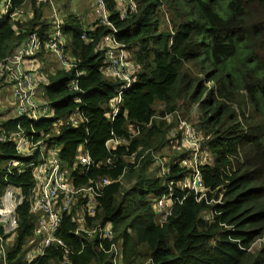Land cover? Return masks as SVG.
Returning a JSON list of instances; mask_svg holds the SVG:
<instances>
[{
	"label": "trees",
	"instance_id": "16d2710c",
	"mask_svg": "<svg viewBox=\"0 0 264 264\" xmlns=\"http://www.w3.org/2000/svg\"><path fill=\"white\" fill-rule=\"evenodd\" d=\"M12 1L20 6L27 0ZM135 2L137 12L122 19L123 7L107 0L110 20L119 31L117 39L139 66L115 123L106 114L121 84L103 73L106 53L98 49L111 28L93 22L86 29L79 17L70 14L63 31L77 67L52 75L45 53L37 54L38 74L49 81L46 93L56 116L35 127L47 133L60 127L49 141L62 146V160L72 167L80 145L96 162L105 160L106 143L113 135L127 133L129 123L143 127V132L117 151L121 156L150 149L160 153L170 122L156 117L182 111L181 118L203 134L201 153L213 163L200 167L208 200L222 205L198 202L194 194L183 191L181 184L192 171L182 161L192 151H186L183 142L174 147L169 133L168 143L177 156H163L165 176L151 157L138 169L128 170L120 183L116 181L124 167L133 166L130 160H121L112 172L89 174V178L111 180L93 223L113 225L123 264H264V0ZM41 8L34 7L29 22L16 19L0 26V62L13 55L28 33L49 34L52 25L41 24ZM77 73L83 105L74 103L81 93L67 88ZM78 107L88 123L67 126L66 118ZM0 110L1 120L4 101ZM3 125L16 130L18 125L28 127V122L12 120ZM20 159L14 144H0V182L20 188L29 197L34 188L31 172L20 176L4 169L8 160ZM79 174L74 175V184L87 185L88 179ZM172 183L180 202L168 221L159 224L149 195L160 198ZM78 209L64 217L58 232L74 252L69 264H112L107 243L74 236ZM215 212L218 215L208 218ZM18 213L20 237L10 253V264H30L24 258L36 219L29 199ZM64 260L62 250L53 247L35 264H65Z\"/></svg>",
	"mask_w": 264,
	"mask_h": 264
},
{
	"label": "built area",
	"instance_id": "2783aa9c",
	"mask_svg": "<svg viewBox=\"0 0 264 264\" xmlns=\"http://www.w3.org/2000/svg\"><path fill=\"white\" fill-rule=\"evenodd\" d=\"M123 7L120 11L122 19L137 12L135 0H115ZM55 0H27L20 6H15L12 0H0V26L6 21L18 20L29 22L34 19V7L50 5L54 13V21L49 34L41 35L38 32L28 33L26 38L13 55L0 62V92L6 87H12L13 102L11 109L7 110L8 97H3L5 102L4 116L0 120V144H14L20 160H8L4 163V169L9 174L14 171L20 176L31 172L34 180V188L29 197H26L20 188L7 182H0V264H10V253L17 247L20 237L19 209L27 199L30 200V213L34 215L36 224L33 236L29 240L25 261L35 264L47 254L50 248L62 250L65 260L69 264V256L73 250L58 237V232L64 217L71 214L73 209L79 208L74 222L77 224L74 236L79 238L97 239L100 243L110 246L109 253L112 254V264L122 263V252L120 245L116 243V234L112 224L93 223L101 201L107 193L111 180L107 177L89 178L92 172H112L117 170L120 161L132 162L133 166L124 167L123 174L116 181L120 183L128 170L138 169L149 157L161 165V176L166 175L167 165L160 159L157 153L150 150H140L132 155H120L117 151L128 146L136 137L143 132V127H135L129 123L128 131L123 136L113 135L106 143L107 157L105 160L96 162L86 151L84 145H80L77 152L76 162L72 167L63 163L61 153L62 146L51 144L52 136L59 132L60 127L50 133L36 129L35 125L47 119H54L56 112L52 102L48 100L46 87L49 86L47 77L35 75L29 68L30 63L37 62L34 58L37 54L44 52L51 54L63 66L66 72L77 67V60L68 52L69 39L64 35V20L57 15ZM111 11L108 9L107 0H93V21L97 25H105L111 28V33L105 37L98 49L105 51L106 61L103 73L121 84L116 96L109 103V112L106 114L109 121L114 124L116 117L123 105V95L130 89L136 80L139 66L130 60L127 47L118 41V29L110 20ZM62 28V29H61ZM83 38L87 39L86 35ZM28 64V65H27ZM69 70V71H68ZM41 77V78H40ZM80 74L77 78L67 84L70 92H79L81 95L74 103L83 105L84 92L80 87ZM165 109L164 107H161ZM127 114V113H126ZM172 114L164 118L156 119L172 120ZM127 116V115H126ZM72 118L64 122L67 126L80 127L88 123V119L78 107L69 116ZM67 117V118H68ZM12 120H26L28 127L18 125L16 130H9L3 123ZM152 122L148 125L150 127ZM180 132L182 142L186 151H192L190 158L182 161V166L189 168L192 173L181 184L184 192L194 194L198 202L205 201L208 205H222L220 201H209V190L205 187L200 174V167L212 165V161L201 153L203 134L186 121H181ZM173 146L179 148L178 141ZM80 171V176L88 179L85 186L74 184V175ZM174 183L168 185L164 194L153 203L157 222L164 224L172 216L173 207L180 199L173 191ZM4 187V190L1 188ZM218 215L211 213L208 218ZM150 264V263H147Z\"/></svg>",
	"mask_w": 264,
	"mask_h": 264
},
{
	"label": "rangeland",
	"instance_id": "374dc122",
	"mask_svg": "<svg viewBox=\"0 0 264 264\" xmlns=\"http://www.w3.org/2000/svg\"><path fill=\"white\" fill-rule=\"evenodd\" d=\"M54 4H55V8L57 9V15L61 19L64 20V24H65V19L70 14H74L77 18L79 17L82 20V23L85 25L86 29H91L93 27V25H94L93 24V22H94L93 21V0H55ZM41 10L43 12V20H42L43 23H41V24L49 23L50 25H52L55 16H54V13H53L51 6L49 4L44 5L41 8ZM51 56H53V55H51ZM48 65H49V69H51L53 67V62H50ZM29 68L34 72L35 75L38 74L37 62L36 63L35 62L30 63ZM11 90H12L11 87H9V88L6 87L0 92V104L3 102V97H5V96L8 97V102H7V106H6L7 110L11 109V105L13 102ZM161 110L164 111L165 109H161ZM177 111L178 112L172 114V120L169 121L170 123H169V128L167 131V143L163 144L162 149H159L160 153H158L156 151L157 155L160 159H162L163 156H169L171 159H175V157L177 156V155H175V153L177 151L174 150L172 145L171 144L169 145V143H168L169 133H170V139L171 140H173L174 142L178 141L179 145L182 143V134L180 132V124H181V121H185V120L182 119L183 117L181 118L182 111H180V110H177ZM0 112H2V111L0 110ZM71 119L72 118L68 117V118H66L65 121L68 122ZM165 121H168V120H165ZM186 122L190 124L189 121L186 120ZM157 168H158V171H157L156 175L158 177L160 174L159 173L160 169L158 166H157ZM149 196H150L152 202L156 203V198L154 197V194H150Z\"/></svg>",
	"mask_w": 264,
	"mask_h": 264
},
{
	"label": "crops",
	"instance_id": "0c3cea01",
	"mask_svg": "<svg viewBox=\"0 0 264 264\" xmlns=\"http://www.w3.org/2000/svg\"><path fill=\"white\" fill-rule=\"evenodd\" d=\"M45 60L46 62L49 64L50 62H53V67L49 70L52 71V75H55L56 73H58L59 71L63 70V66L59 63V61L54 58L53 56H51L50 54H44ZM36 58V57H35ZM34 58V59H35ZM49 66V65H48Z\"/></svg>",
	"mask_w": 264,
	"mask_h": 264
},
{
	"label": "bare ground",
	"instance_id": "6f19581e",
	"mask_svg": "<svg viewBox=\"0 0 264 264\" xmlns=\"http://www.w3.org/2000/svg\"><path fill=\"white\" fill-rule=\"evenodd\" d=\"M62 29V28H61ZM12 88V87H11ZM12 96H13V94H12ZM211 159H209V161H210ZM63 163H65L64 161H63ZM29 262V261H28Z\"/></svg>",
	"mask_w": 264,
	"mask_h": 264
}]
</instances>
